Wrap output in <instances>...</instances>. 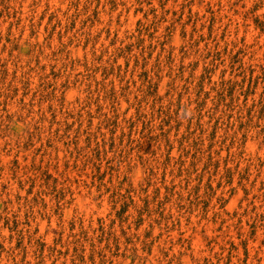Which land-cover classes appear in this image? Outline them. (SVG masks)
<instances>
[{"label":"rangeland","instance_id":"rangeland-1","mask_svg":"<svg viewBox=\"0 0 264 264\" xmlns=\"http://www.w3.org/2000/svg\"><path fill=\"white\" fill-rule=\"evenodd\" d=\"M0 264H264V0H0Z\"/></svg>","mask_w":264,"mask_h":264}]
</instances>
